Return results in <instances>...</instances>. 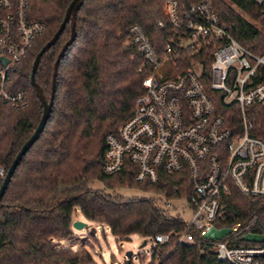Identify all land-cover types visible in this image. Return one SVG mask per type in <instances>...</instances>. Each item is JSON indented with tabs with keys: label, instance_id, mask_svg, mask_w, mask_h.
<instances>
[{
	"label": "trees",
	"instance_id": "trees-1",
	"mask_svg": "<svg viewBox=\"0 0 264 264\" xmlns=\"http://www.w3.org/2000/svg\"><path fill=\"white\" fill-rule=\"evenodd\" d=\"M70 1L30 0V17L42 20L46 30L15 70L13 85L26 90L27 103L19 109L0 104V167L4 174L42 114L43 105L29 82L30 70L39 49L63 21ZM178 1L180 6H190L201 0ZM210 1L241 46L258 56L264 53L263 32L243 15L264 24V0H229L235 8L225 0ZM165 10L166 0L83 1L75 15L76 38L57 66L55 94L45 127L25 152L0 200V264H97L85 250L73 252L54 243L71 239L72 216L77 209L85 219L105 224L119 238L130 234L151 238L183 230L185 221L172 216L150 195L174 197L171 190L179 183L176 176L164 175L161 185H149L135 180L129 164L110 175L102 171L105 135L117 132L143 92L144 60L127 29L132 24L141 26L157 48L171 35ZM158 20L163 21L162 27L157 25ZM70 26L68 22L36 69L35 82L47 99L53 65L70 38ZM199 58L208 71L211 50ZM261 74L263 79L264 68ZM208 92L215 113L233 121L235 117L227 113L221 95ZM253 111L251 133L264 140V111L259 106ZM4 176H0V185ZM93 180H99L105 188L135 187L149 195H109L88 188ZM223 202L227 224L232 222L230 215L242 221L256 216L263 223L264 197L244 195L231 185ZM159 260L169 264H225L198 246L176 244V237L163 246Z\"/></svg>",
	"mask_w": 264,
	"mask_h": 264
},
{
	"label": "built area",
	"instance_id": "built-area-1",
	"mask_svg": "<svg viewBox=\"0 0 264 264\" xmlns=\"http://www.w3.org/2000/svg\"><path fill=\"white\" fill-rule=\"evenodd\" d=\"M29 10L30 0H0V104L15 109L28 98L13 85L16 67L46 30ZM165 12L171 35L157 48L141 26L127 29L144 60L143 92L117 132L105 135L102 171L110 175L129 164L135 180L149 185H161L164 175L177 177L174 197L150 195L168 212L188 209L190 218L177 212L172 216L185 221L180 233L151 237L149 264H169L159 253L173 237L225 264H264V219L230 215L227 224L223 202L231 185L244 195L264 197V140L251 133L254 106L264 111V53L241 46L210 0L190 6L166 0ZM208 49L206 71L199 57ZM210 90L221 95L233 121L215 113Z\"/></svg>",
	"mask_w": 264,
	"mask_h": 264
},
{
	"label": "rangeland",
	"instance_id": "rangeland-1",
	"mask_svg": "<svg viewBox=\"0 0 264 264\" xmlns=\"http://www.w3.org/2000/svg\"><path fill=\"white\" fill-rule=\"evenodd\" d=\"M225 1L231 4L229 0ZM243 15L264 34V24H260L258 21L251 19L246 14ZM87 187L101 190L109 195L117 194L124 198L149 195L146 191L135 187L105 188L99 180L88 182ZM177 212L181 213V217L184 220L190 218V211L188 209L181 210L180 208L177 210H169L171 215H176ZM77 221L85 223V226L76 229L74 222ZM71 223V231L73 232L71 239L54 240V243L59 246L71 248L73 252L85 250L97 264H128V258L125 256V253L129 250L131 251L129 264H149L152 260L150 254L152 238L150 237L144 238L137 234H130L125 238L115 237L110 233L109 228L105 224L88 221L78 209L74 212ZM94 228V234H91L90 231ZM144 240H147L145 246L140 247Z\"/></svg>",
	"mask_w": 264,
	"mask_h": 264
},
{
	"label": "water",
	"instance_id": "water-1",
	"mask_svg": "<svg viewBox=\"0 0 264 264\" xmlns=\"http://www.w3.org/2000/svg\"><path fill=\"white\" fill-rule=\"evenodd\" d=\"M84 0H71L70 4L68 5L64 17H63V21L60 23L59 27L56 29L55 33L53 34L52 38L45 43L38 51L37 55L35 56V59L33 60L32 66H31V73H30V77H29V82L30 85L32 86V88H34L35 93L39 99V101L41 102V105H43V110H42V114L40 116V119L38 120V124L35 127V129L33 130V132L29 135V137L27 139H25L23 145L20 147V149L18 150V152L16 153V155L14 156L15 158L12 160V162L10 163L7 171L5 172V176L2 180V183L0 185V200L3 197V195L5 194V189L8 186V183L10 181V179L13 176V173L16 169V167L18 166L19 162L22 160L25 152L32 146V144L34 142H36L39 137V135L41 134L42 130L45 127L46 124V120L50 115L51 112V108H52V102H53V98H54V94H55V81H56V75H57V66L59 61L61 60V57L64 55V52L66 51V49L68 48V46L72 43V41L76 38V29H75V15L76 12L78 11V9L80 8V6L82 5ZM261 13L264 16V8L262 9ZM70 22L71 26H70V38L63 44V46L61 47V49L58 52V55L56 57V60L54 62L53 65V75H52V81H51V92H50V96L47 99L46 96L43 93L42 88L35 82V74H36V69L37 66L39 64V61L41 59V56L43 55V53L53 44H55V42L58 40V36L60 35V33L63 31V29L65 28L66 24ZM83 226H85V223H81L79 221L74 222V227L77 228H82ZM95 228L91 229L90 233L94 234ZM146 244V240H144V242L140 245V247L145 246ZM130 255H131V251H127L125 253V256H127L128 261L127 263H130Z\"/></svg>",
	"mask_w": 264,
	"mask_h": 264
}]
</instances>
